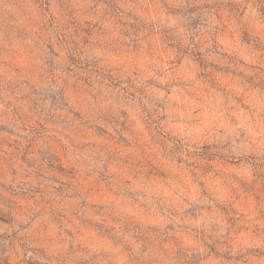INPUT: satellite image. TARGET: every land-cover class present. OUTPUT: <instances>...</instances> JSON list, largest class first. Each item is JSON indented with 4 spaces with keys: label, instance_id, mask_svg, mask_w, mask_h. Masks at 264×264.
<instances>
[{
    "label": "rangeland",
    "instance_id": "obj_1",
    "mask_svg": "<svg viewBox=\"0 0 264 264\" xmlns=\"http://www.w3.org/2000/svg\"><path fill=\"white\" fill-rule=\"evenodd\" d=\"M0 264H264V0H0Z\"/></svg>",
    "mask_w": 264,
    "mask_h": 264
}]
</instances>
